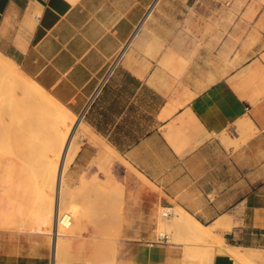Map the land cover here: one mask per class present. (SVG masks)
I'll return each mask as SVG.
<instances>
[{
    "label": "crops",
    "instance_id": "1",
    "mask_svg": "<svg viewBox=\"0 0 264 264\" xmlns=\"http://www.w3.org/2000/svg\"><path fill=\"white\" fill-rule=\"evenodd\" d=\"M154 1L0 0V52L90 132L78 139L68 177L103 178L104 165L126 180V226L152 227L158 205L178 206L205 226L223 220L226 243L257 264L253 256L264 250V0H219L235 10L217 49L199 48L192 29L185 42L153 38L140 54L130 42ZM185 2L193 18L198 0ZM169 246L134 239L128 264H169ZM49 254L47 245L27 256ZM235 263L225 250L212 258Z\"/></svg>",
    "mask_w": 264,
    "mask_h": 264
},
{
    "label": "rangeland",
    "instance_id": "2",
    "mask_svg": "<svg viewBox=\"0 0 264 264\" xmlns=\"http://www.w3.org/2000/svg\"><path fill=\"white\" fill-rule=\"evenodd\" d=\"M226 6L219 0H198L193 4L192 18L189 2L157 0L148 9L150 12L132 38L130 48L141 54L143 44H149V41H154L153 38H157V42L158 38L185 42L193 29L199 48L211 46L217 49L234 21L235 9ZM155 28H164L160 37L154 34L157 32ZM7 78L0 75V250L5 246L8 256L0 254V258H10L8 264H128V250L134 239H163L168 245H174L169 246L173 251L169 264H203L200 258H189L184 253L185 249L199 252L207 247L205 250L211 252L215 242L198 237L194 226L184 223L190 216L178 206L167 208L158 205L152 215V227L126 226V180L118 178L110 167L105 168L104 165L99 166L103 178L94 173L87 178L82 175L81 178L70 179L67 174L69 164L66 167L59 205L62 212L68 210L75 216L71 218L74 222L72 230L69 228L68 232L66 229L65 234L58 237L57 255L54 256L53 229L50 233L41 224L47 208L51 209L55 203L56 184L51 171L57 154L49 159L43 133L45 129L42 132L47 124L42 119L48 120L47 113L52 114L53 110L42 107L40 112L42 108L35 110L30 103L26 105V98L30 96L23 94V89L32 80L27 75L26 85ZM26 124L29 130H26L28 127L22 129ZM79 125L82 124L76 128L79 129ZM165 209L170 213L164 215ZM162 231L164 235L160 234ZM222 236L228 241L225 234ZM47 245L50 247L48 258L27 256L33 254L36 248H46ZM256 253L253 260L264 264V250H257ZM210 255L207 262L212 264L213 255Z\"/></svg>",
    "mask_w": 264,
    "mask_h": 264
},
{
    "label": "bare ground",
    "instance_id": "3",
    "mask_svg": "<svg viewBox=\"0 0 264 264\" xmlns=\"http://www.w3.org/2000/svg\"><path fill=\"white\" fill-rule=\"evenodd\" d=\"M156 0L154 1V3ZM0 75L3 77H8L14 79L18 83H24L26 79V75L23 71L19 70L17 63L9 56L3 54L0 52ZM28 77V76H27ZM25 84V83H24ZM29 84V85H28ZM24 87L23 94H28L30 98H26L27 103L26 105H33L35 107V110L43 108H51L50 110H53L51 113L48 114V120L47 119H42L43 121L46 120L45 128L41 127L43 126L42 124L39 125L45 132L44 138L45 141L47 142L46 147L48 146V150L46 149V152L48 153L47 155L49 156V159L52 158V156L57 154V159L56 157L54 158V165H53V171H51V176L53 172V181L56 183L57 189L55 191V203L54 207L47 208L46 213L44 214V218L41 220L42 226H44L48 232H50V229H53L52 234H53V255L56 256V248L58 247L57 245V239L58 237L66 231L69 228L71 229V226L74 222H72L73 219H70V221L67 219V216L70 215L71 218L72 216H75L74 214H71V211L69 212L68 210L65 212H62L60 209V197H62V184L64 181V170L66 168L67 163L69 160H71L72 156L75 154V152L78 150V139L83 138V136H88L90 132L86 129L84 125H79L80 128L78 127V117L74 112L71 110L67 109L64 107L57 99H55L51 94H49L47 91H45L39 84H37L34 80H30L29 83ZM26 85V84H25ZM21 86V85H20ZM43 108L41 109L40 112H42ZM46 112H49V109H46ZM38 111H36L37 113ZM44 112V111H43ZM35 115V113H34ZM46 115V114H45ZM47 116V115H46ZM41 120V119H40ZM39 121V120H38ZM25 124V123H23ZM40 124V123H39ZM29 125V124H28ZM23 126V125H22ZM32 125L30 124V127ZM28 127V128H26ZM36 127V125H34ZM21 128V126H20ZM26 128V130H29V126L24 125L22 129ZM32 128V127H31ZM21 131V130H20ZM34 131V130H33ZM24 132V131H23ZM40 132V131H39ZM22 133V132H21ZM28 133V131H27ZM30 133V132H29ZM22 136L23 133L21 134ZM76 139V137H78ZM25 137V136H24ZM23 138L24 141L26 139ZM21 138V139H22ZM40 138H42L40 136ZM39 138V139H40ZM14 141V140H13ZM42 141H44L42 139ZM21 144V143H20ZM29 144V143H28ZM22 145H25L22 144ZM47 162H50L49 160ZM47 164V163H46ZM49 164V163H48ZM48 166V165H46ZM51 165H49L50 167ZM48 168V167H47ZM46 168V171H47ZM50 167V169H52ZM49 170V169H48ZM50 171V170H49ZM47 173V172H46ZM50 172L47 174L49 175ZM51 177V178H52ZM59 185V188H58ZM43 210V209H42ZM62 213H61V212ZM43 215V213H41ZM65 214V215H64ZM163 214L167 215L168 210L165 209L163 210ZM179 215L182 216L181 212H179ZM75 218V217H74ZM40 222V221H39ZM184 223L188 225H193L194 226V231L198 235V237L202 239H207L215 242V248L211 252L205 249H202L201 251H193L189 248L185 249V254L189 258H200L202 259L203 264H210V262H207V258L210 255H214V253L220 252V251H227L229 254L235 257L237 263L241 264H254L251 262L248 258H246L242 252L240 251L239 247L235 245H231L226 243L224 240V237L222 234L219 232L220 229H223L224 227L229 228V225L225 226V223L223 220H217L214 222L211 227L205 226L201 224L200 222L193 220L189 217V220H186ZM227 224V223H226ZM40 227V225H38ZM44 228V230H45ZM46 230V231H47ZM72 230V229H71ZM69 232V230H68ZM68 232H66L68 234ZM51 233V232H50ZM66 234V235H67ZM161 235H164V231L160 233ZM212 245V244H209ZM203 247V246H202ZM213 247V246H212ZM209 248H211L209 246ZM250 248V247H249ZM247 255V254H246ZM186 259V258H185ZM184 259V260H185ZM57 261V260H56ZM209 261V260H208ZM189 262V260H188ZM235 263V264H237ZM57 264V263H54Z\"/></svg>",
    "mask_w": 264,
    "mask_h": 264
},
{
    "label": "built area",
    "instance_id": "4",
    "mask_svg": "<svg viewBox=\"0 0 264 264\" xmlns=\"http://www.w3.org/2000/svg\"><path fill=\"white\" fill-rule=\"evenodd\" d=\"M168 213H170V211H169ZM64 215H65V214H64ZM67 219L70 221V219H71V216H70V215H68V216H67Z\"/></svg>",
    "mask_w": 264,
    "mask_h": 264
}]
</instances>
